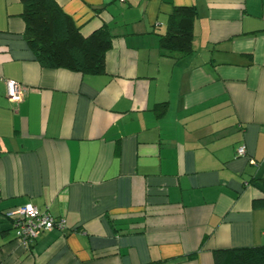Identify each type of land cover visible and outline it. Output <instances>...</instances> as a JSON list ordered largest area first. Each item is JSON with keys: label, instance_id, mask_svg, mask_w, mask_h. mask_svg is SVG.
I'll return each mask as SVG.
<instances>
[{"label": "crops", "instance_id": "crops-1", "mask_svg": "<svg viewBox=\"0 0 264 264\" xmlns=\"http://www.w3.org/2000/svg\"><path fill=\"white\" fill-rule=\"evenodd\" d=\"M54 1L111 48L103 74L41 67L22 4L0 0V264H214L264 245V0ZM174 6L196 11L182 57L159 47ZM26 204L65 230L23 248L5 214Z\"/></svg>", "mask_w": 264, "mask_h": 264}, {"label": "trees", "instance_id": "trees-1", "mask_svg": "<svg viewBox=\"0 0 264 264\" xmlns=\"http://www.w3.org/2000/svg\"><path fill=\"white\" fill-rule=\"evenodd\" d=\"M25 22L24 38L41 67L66 69L78 73L103 74L104 56L111 48L106 26L83 36L73 19L54 0H19ZM196 11L190 6H174L168 16L166 32L159 35L160 50L186 56L192 51V28ZM264 195V178L254 180ZM264 207V197L253 201ZM214 264H264V245L213 251Z\"/></svg>", "mask_w": 264, "mask_h": 264}, {"label": "built area", "instance_id": "built-area-1", "mask_svg": "<svg viewBox=\"0 0 264 264\" xmlns=\"http://www.w3.org/2000/svg\"><path fill=\"white\" fill-rule=\"evenodd\" d=\"M124 1L119 0L120 3ZM5 85L9 102L21 103L25 98L27 88L11 80H6ZM245 154L243 147L237 150L238 156L242 157ZM250 162L256 165L255 161L250 160ZM5 216L10 220L15 240L26 249L30 248L42 233L50 230L64 231L66 228V221L63 218H53L47 210H41L31 204L9 210Z\"/></svg>", "mask_w": 264, "mask_h": 264}]
</instances>
